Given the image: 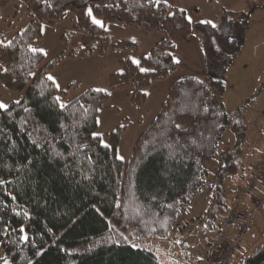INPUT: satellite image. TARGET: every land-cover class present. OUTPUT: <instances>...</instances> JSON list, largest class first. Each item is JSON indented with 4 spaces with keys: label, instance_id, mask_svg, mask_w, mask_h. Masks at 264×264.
<instances>
[{
    "label": "trees",
    "instance_id": "obj_1",
    "mask_svg": "<svg viewBox=\"0 0 264 264\" xmlns=\"http://www.w3.org/2000/svg\"><path fill=\"white\" fill-rule=\"evenodd\" d=\"M10 1L0 0V9ZM22 1L28 24L9 40L10 48L0 47V66L8 69L1 71L0 84L24 91L19 103L0 110V246L9 263L161 264L152 252L133 248L124 240L117 244L113 227L131 239L170 236L181 208L211 185L207 165L218 157L228 129L235 144L221 156V167L214 174L216 199L205 215L207 228L217 224L218 232V221L230 205L224 204L225 182L238 176L245 187L256 161L247 174L240 175L246 120L239 110L227 112L220 101L223 77L244 43L248 15L220 12L216 23L233 37V43L217 52L212 41L222 38L220 31L197 23L187 25L178 9L163 3L155 7L148 0ZM88 7L104 23L161 34L139 59L142 67L154 72L140 73L126 60L120 62L124 75L109 76L111 88L132 90L129 99L134 106L144 104L143 92L149 85L176 70L173 44L194 36L203 53L205 76H186L168 87L156 116L137 136L125 163L116 154L123 127L110 133L108 148L101 147L100 137L93 139L108 95L89 88L62 110L55 98L63 92L45 79L52 61L45 63L44 56L28 51L40 40L42 23L61 21L67 15L74 17L73 27L82 34L85 53L95 40L105 49L103 29L84 15ZM170 11L176 15L170 18ZM132 47V43H120L114 48ZM150 53L151 58L145 59ZM176 124L181 125L179 130ZM263 181H253L248 195L256 184H263L264 192ZM223 206L226 210L220 215ZM25 234L28 242L21 240ZM238 264H264V243Z\"/></svg>",
    "mask_w": 264,
    "mask_h": 264
},
{
    "label": "rangeland",
    "instance_id": "obj_2",
    "mask_svg": "<svg viewBox=\"0 0 264 264\" xmlns=\"http://www.w3.org/2000/svg\"><path fill=\"white\" fill-rule=\"evenodd\" d=\"M168 3L173 9L184 8L186 14L193 18L194 23L200 19H212L216 22L220 12L225 9L248 15L249 25L245 31L244 43L223 77L225 90L220 98L227 112L239 110L246 120L245 135L240 144L242 153L238 159V162L240 161L238 169L240 175L247 174L250 166L264 149V91L259 90V86L264 84V0H168ZM27 24L24 2L10 1L0 9V41L8 43ZM73 24L72 15H67L63 20L54 23H42L40 33L41 29H44V32L41 33L35 47L43 48L47 52V56H44L45 63L52 61V68L47 75L56 77L60 85L58 90L63 92L59 95L63 104L74 100L89 88L99 87L111 93L108 95L107 102L99 110L97 120L101 123H97L96 133L99 134L100 140L109 144L110 133L123 125L116 154L117 157H122L120 160L125 163L130 157L137 136L156 116L172 82L187 76L185 74H193L198 78L205 76L202 50L194 36H190L186 42H177L174 57L181 62L164 80L154 82L144 90L150 95H144V104L137 107L132 105L129 99L132 90L111 88L109 76L121 71V61H131L130 57L140 59L146 56L160 40L161 34L156 31L147 32L140 27H123L114 23H105L108 28V31L103 29L107 43L105 49L102 50L101 42L95 40L89 44L88 53H85L81 43L82 34L74 29ZM120 43H132L134 47L115 49L114 47ZM23 93L24 91L8 90L0 84V101L8 106L18 101ZM235 140L234 134L227 129L220 141V147L233 145ZM215 164V160H212L207 165L210 172ZM226 186H229V189L238 186L242 188L243 183L236 176L231 181L225 182ZM206 191V188L203 189L188 202L185 208L189 207L192 210L187 216L197 218L198 214L205 210L207 198L204 201L203 197H206ZM184 211L186 210H182V213L186 214ZM113 228L117 244H122L124 240L133 248L152 252L161 264H170L166 259L167 256L173 260L176 256L179 259L178 264H196V259L190 254L187 259L183 256L179 240L172 235L176 226L170 236L141 239L128 238L122 230ZM263 243L264 206L255 213L251 230L242 238L243 249L239 252L238 260L229 261V264H238ZM195 249L200 255L197 243ZM4 260L10 264L0 246V264H4Z\"/></svg>",
    "mask_w": 264,
    "mask_h": 264
},
{
    "label": "built area",
    "instance_id": "obj_3",
    "mask_svg": "<svg viewBox=\"0 0 264 264\" xmlns=\"http://www.w3.org/2000/svg\"><path fill=\"white\" fill-rule=\"evenodd\" d=\"M221 167V158L214 169V174ZM211 185H214L215 178L212 177ZM264 180V149L256 158L252 165L250 180L245 187L238 189L232 197L230 205L223 217L218 222V235L216 238L206 241L203 245L198 241V231L201 227L200 220H188L179 228V233L193 234L197 240L199 256L202 264H227L229 256L234 251L241 249L243 236L251 230V222L255 213L264 206V192L261 197L255 198L249 205V211L245 213L244 208L247 205L243 196L248 195L251 183ZM234 227L233 235L229 236L227 230ZM202 247V248H201ZM203 257V259H201Z\"/></svg>",
    "mask_w": 264,
    "mask_h": 264
},
{
    "label": "snow or ice",
    "instance_id": "obj_4",
    "mask_svg": "<svg viewBox=\"0 0 264 264\" xmlns=\"http://www.w3.org/2000/svg\"><path fill=\"white\" fill-rule=\"evenodd\" d=\"M148 2L152 5H154L155 7H159L161 5V3H163L167 8H171L172 5L168 3V0H148ZM49 7H52L51 4L48 5ZM179 12L182 14V18L183 20H185L187 22V25H192L194 23L193 21V18L189 15L186 14V10L184 8H179ZM84 15H86L89 19H90V22L93 26L95 27H98V28H101V29H104L105 31H108V28L106 27L105 23L98 19L94 14H93V9L91 7H88L86 9V11L84 12ZM169 17H173L176 15L175 12H169L168 13ZM195 23L199 24V25H206V26H210L212 29H216L217 31H220L221 34H222V38H217V40H219V43L217 42V40H213L212 43L215 45V50L217 52H221L224 50V48L229 45V44H232L233 43V37L227 33V32H224V30L221 28L220 25H218L214 20L212 19H200L198 21H195ZM44 32V29H41V33L43 34ZM193 35H195V32L192 33ZM135 42V41H134ZM176 45H172V47H175ZM0 47L2 48H10L11 47V42L9 41L8 43H3L2 41H0ZM28 51L30 53H32L33 55H36V54H40L42 56H47V52L43 49V48H37V47H32V46H29L28 48ZM169 56H171V53H168ZM151 58V53L149 54V56L145 57V59H150ZM131 60V64L134 65L140 73H148V72H154L155 69L154 68H150V67H142L141 66V60L139 59H136V58H129ZM172 62L173 63H176V64H179L181 61L175 57H172ZM246 67V66H245ZM0 71L2 72H7L8 69L7 68H3L2 66H0ZM120 75H124V72L123 70L120 71L119 73ZM30 75H33L35 76L34 73H30ZM45 79L47 81H50L51 84L56 88V89H59L60 85L59 83L57 82V79L56 77H54L53 75L49 74L45 77ZM198 83L200 84H203V81H198ZM259 90L260 91H264V84H261L259 86ZM94 92H97V93H101L103 92L105 95H111L110 92H108L106 89H103V88H95L93 89ZM145 96H148L150 95V93L148 92H144L143 93ZM56 103L60 106V108L63 110L65 107H67V105L63 104V102L60 100L59 97H56ZM15 103H19V101H15ZM0 110L2 111H7L8 110V105L5 104L3 101H0ZM99 110V109H98ZM205 111H208L207 108L204 109ZM98 124L101 123L99 120L96 121ZM236 123H240V121H236ZM120 127H123V125H120ZM176 129H180L181 128V125L180 124H176L175 125ZM221 127H223V125H221ZM99 137V134L98 133H93V139H97ZM100 145L101 147L103 148H108L109 145L104 142L102 139L100 140ZM118 159H122V157H118ZM2 183V182H0ZM14 199V197H13ZM19 215V213H17ZM25 216H27V213L25 212L24 213ZM207 227V225H205V228ZM20 232L21 233H24L25 232V229L24 228H20ZM28 236L25 234L23 236H21V240L25 241V242H28ZM201 259H203V257H201ZM4 264H8V261L7 260H4Z\"/></svg>",
    "mask_w": 264,
    "mask_h": 264
},
{
    "label": "crops",
    "instance_id": "obj_5",
    "mask_svg": "<svg viewBox=\"0 0 264 264\" xmlns=\"http://www.w3.org/2000/svg\"><path fill=\"white\" fill-rule=\"evenodd\" d=\"M186 41L187 40L182 41V42H186ZM185 75H187V76H194L193 74H185ZM231 146L232 145L229 144V145H227L225 147L224 146L221 147V150L219 152V155L215 159L216 164L213 166V168H212V170L210 172L211 177L214 176V169L218 165V162H219L221 156L223 155V153L229 151L231 149ZM212 180L213 179H211V181ZM214 188H215L214 185H211V186L209 185L206 188L207 189V191H206V197H203V199L205 201V198H207V204H206L205 210H202V212L198 214L199 217L195 218V217H189V216H187L188 212L190 213V211L192 210L189 207H188V209H187V207L185 208V206H187V205H185L184 206V209H181V211L178 214V216L179 215L180 216L177 217L176 229L174 230V232H173L172 235H174L179 240L178 241L179 242V247L182 250L183 256L185 257V259H187V256H189V254L191 255L192 258H194L195 248H196V243L194 241L195 236H190L188 234L187 235H185V234L182 235V234L179 233L180 226L183 225L186 221L193 220V219H199L201 221V227H200V229L198 231V235H197L198 238H199V240H200V243L201 244H203L205 241L210 240V238H212L214 235L217 234V226H216L217 224L214 226V228H211V229H208L207 227L205 228V225H206V220L205 219H206V216H207V211L210 209V207L213 205V202L216 199V193H217V191ZM224 189H225L224 190V192H225L224 204L227 207V205L229 204V202H231L232 197H233V194L237 190V188H230L229 189V186H226V187L224 186ZM262 192H263V184H256L254 191L250 195H247L245 197V200L244 201H246V203H247V206H245L246 208H244V211L245 212L247 211V209H248L249 204L251 203V201L254 198H257L260 195H262ZM229 196H231V197L229 198ZM200 209H202V207ZM182 210H186V211H184V212H186V214H183L182 213ZM225 210H226V208L223 206L222 211L220 212V215H222ZM228 230H229V234L230 235H233L234 227H230ZM244 246H245V243H244ZM242 249H243V244H242L241 249L235 251L234 253H232L230 255L227 263L229 264V261L238 260L239 252L242 251ZM166 259L169 260L170 264H175V263L178 264L177 261L179 260V259L176 258V256H175L174 260H173V258H169V256H167ZM199 261H200V259L196 258V264H200Z\"/></svg>",
    "mask_w": 264,
    "mask_h": 264
},
{
    "label": "bare ground",
    "instance_id": "obj_6",
    "mask_svg": "<svg viewBox=\"0 0 264 264\" xmlns=\"http://www.w3.org/2000/svg\"><path fill=\"white\" fill-rule=\"evenodd\" d=\"M246 196H247V194L243 196V199H244V200H245V197H246ZM203 233H204V232H203ZM216 236H217V235H216Z\"/></svg>",
    "mask_w": 264,
    "mask_h": 264
}]
</instances>
